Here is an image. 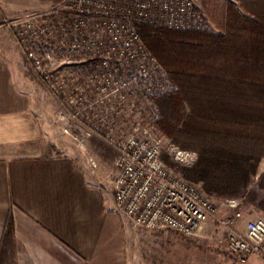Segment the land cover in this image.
<instances>
[{"label": "built area", "instance_id": "obj_1", "mask_svg": "<svg viewBox=\"0 0 264 264\" xmlns=\"http://www.w3.org/2000/svg\"><path fill=\"white\" fill-rule=\"evenodd\" d=\"M1 15V26L56 101L65 132L79 145L98 137L118 152L113 188L119 213L135 227L185 238L218 219V205L202 184L164 160L169 152L190 164L197 153L159 136L157 99L174 87L137 28L211 31L195 0H66L43 12ZM90 162L97 168L94 158ZM227 205L238 203L229 199ZM243 219L238 211L220 221L228 248L243 260L264 258V217Z\"/></svg>", "mask_w": 264, "mask_h": 264}, {"label": "crops", "instance_id": "obj_2", "mask_svg": "<svg viewBox=\"0 0 264 264\" xmlns=\"http://www.w3.org/2000/svg\"><path fill=\"white\" fill-rule=\"evenodd\" d=\"M2 37L0 264H151V231L117 211L111 181L91 182L85 152L105 143L101 155L114 161L116 175L118 152L98 137L79 145L66 133L57 103L44 97L11 33ZM248 261L264 264L258 256Z\"/></svg>", "mask_w": 264, "mask_h": 264}, {"label": "trees", "instance_id": "obj_3", "mask_svg": "<svg viewBox=\"0 0 264 264\" xmlns=\"http://www.w3.org/2000/svg\"><path fill=\"white\" fill-rule=\"evenodd\" d=\"M202 2L218 33L137 28L177 87L164 100L170 111L157 99L159 128L177 146L186 138L181 148L198 154L185 178L209 195L238 198L264 159V0ZM13 228L11 213L6 233Z\"/></svg>", "mask_w": 264, "mask_h": 264}, {"label": "rangeland", "instance_id": "obj_4", "mask_svg": "<svg viewBox=\"0 0 264 264\" xmlns=\"http://www.w3.org/2000/svg\"><path fill=\"white\" fill-rule=\"evenodd\" d=\"M66 0H1L0 2V39L7 29L1 26L2 15L4 14L8 18L23 16L33 12H43L48 9L54 8ZM205 11L207 17L211 21L212 30L208 32L218 33L219 30L217 26L213 23L210 15L203 6L202 0H195ZM233 4L239 5L240 0H227ZM27 70V69H26ZM28 78L33 79L27 71H25ZM32 74V73H31ZM33 75V74H32ZM37 79V78H36ZM38 80V79H37ZM40 85L47 92L44 97L50 96L45 85L38 80ZM173 84V82H172ZM175 86V85H174ZM177 89V87H174ZM176 90H171L170 92L161 95L159 98L160 105L170 111V106L164 100L167 99V95L175 92ZM41 92L45 93L43 90ZM166 95V96H165ZM53 98V97H52ZM158 98V99H159ZM55 101V100H54ZM56 102V101H55ZM159 106V105H158ZM160 109V107H159ZM161 113V111H160ZM63 121V120H61ZM64 122V121H63ZM65 123V122H64ZM159 136L162 137L165 142L175 144V140L159 128ZM97 140V139H96ZM99 141V139H98ZM174 141V142H173ZM178 144V143H177ZM181 144H190L186 139H182ZM181 144L178 146L181 150ZM176 145V144H175ZM177 146V145H176ZM92 148V149H91ZM191 151V150H186ZM194 152V151H191ZM95 153V154H94ZM108 153L106 150L105 143L99 141L97 144H93L86 152L85 156L91 161V158L98 159L97 168L93 167V172L90 176L92 177L91 182L95 184H102V182L108 181V185H113V180L116 177V171L112 159L110 157H104L101 154ZM166 159L174 165V168L178 170L184 177V168L190 167L196 163L197 158L194 162L190 164H185L180 161L175 160L169 152L165 153ZM95 155V156H94ZM96 160V159H95ZM91 163V162H90ZM264 175V159L261 161L257 175L253 178L251 184L248 186L246 195L238 198H226L217 195H210L216 202L219 208L218 219L209 220L200 233L199 236L195 238H185L179 234L170 231H151V253L150 261L151 264H248V258L245 260L233 253L227 246V233L225 229L221 226L220 221L224 220L230 216H233L236 212H241L244 215V220L248 221L256 217H264V190L259 188L260 178ZM111 181V183H110ZM107 183V182H106ZM110 183V184H109ZM229 199H235L238 203L237 207L231 208L227 205ZM121 214V213H120ZM122 215V214H121Z\"/></svg>", "mask_w": 264, "mask_h": 264}]
</instances>
